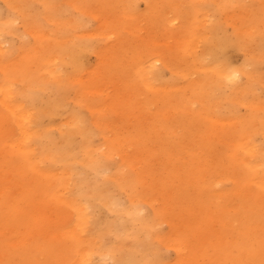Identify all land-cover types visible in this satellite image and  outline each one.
Returning <instances> with one entry per match:
<instances>
[{
  "label": "bare ground",
  "instance_id": "1",
  "mask_svg": "<svg viewBox=\"0 0 264 264\" xmlns=\"http://www.w3.org/2000/svg\"><path fill=\"white\" fill-rule=\"evenodd\" d=\"M39 1H44L48 18L63 11L62 5L58 9L57 5H51L55 0ZM137 1L92 0L91 3H98V7L88 3L87 7L91 5L92 9L102 10L98 15V29L86 35L80 34L87 27L83 18L79 17L74 22V36H70L71 27L61 30V36L53 44H48L45 40L49 42V38L44 35L37 36L35 51L26 54L24 61L12 64L6 71L8 83L13 78L24 77L27 90L23 96L33 103L40 101L41 107L33 118L25 107L14 103L15 95L10 86L0 82V233L4 230L3 225L12 226V229L23 227L26 231L34 228L36 242L44 241L38 243L32 253L49 259H54L58 249L71 241L74 248L71 264H85L90 260L89 257L85 259L89 250V246L85 245L86 228L93 222H99L96 212L107 210L115 219L106 221L109 222L106 232L126 234V238L133 242L128 245L125 242L127 239L121 237L120 242L108 250L99 243V254L109 255L114 264H170L159 242L163 245L169 243L176 251L178 260L175 264H219V261L225 264L222 262L225 258L226 264H264V235H259L260 231L257 235L255 231L259 226L256 223L264 220V140L258 142L256 138L258 135L264 137V117L260 118L257 112L263 111L264 106L261 103L255 112L252 108L253 113L248 119L232 121L231 127L224 133L203 131L198 121L200 116L221 114L224 108L221 104L225 101L232 112L236 110L233 100L225 98V88L233 87L243 96L247 91L258 95V88L250 84L248 87L240 86L243 76L256 86L263 80L258 74L260 60L252 59L242 68L235 69L227 59V47L236 42L225 33L221 10L225 9L223 1H226L227 8L232 0H217L215 7L211 2H207L205 7L198 1L187 2V13L194 27L183 28L184 44L179 45L178 50L187 47L188 64H185L188 68L195 64L202 67L204 78L190 82L189 87L197 95L208 96L211 92L206 108L203 105L197 111L191 106L194 101L184 103L183 108V103L173 105L170 100H163L160 110L154 113L147 105L143 106L142 115L153 121L151 126L154 127L152 133L144 138L147 142H141L142 139L129 142L130 139L121 138L115 131L113 137L102 133L103 142L97 143L98 131L87 123L80 110L72 113V125L60 128L58 134L49 129L35 130L43 118L60 113L65 105L69 81L61 77V69L56 65L59 57L78 72L84 62L85 51L93 46L92 41L96 42L97 36H104L111 53L103 52L99 60L101 64H111L119 69L117 65L122 61L121 47L118 46L120 39L114 41V38L124 37L119 30L132 36L136 33L139 16L133 10L138 7ZM165 1L178 8L175 0ZM241 1L245 2L237 0L238 3ZM261 1L264 16V0ZM178 16L169 21L157 16L151 23L162 27V33L170 38L176 34L173 29L180 19ZM252 24L256 25L255 21L251 22V26L255 27ZM14 28L13 22H8L0 30L12 32ZM238 32L235 33L237 43L247 36L255 44L249 27ZM133 41L131 37L127 43ZM257 41L258 47H264L263 37ZM160 43L166 45L165 42ZM4 45L0 40V56L4 55ZM168 46L171 50L176 49V46ZM140 60L130 63L135 70L132 67L129 69L134 81L139 82L137 85L156 88L154 84H157L159 94L154 93L157 98H174L176 87L171 84V79L166 80L167 71L174 73H171L173 84L179 77L165 54L153 51ZM32 65L39 72H47L31 74ZM249 66L252 70L247 68ZM130 72L128 76H131ZM95 81L92 76L89 84L93 85ZM45 85H49L55 93L52 99L41 101L39 89ZM105 91L98 92L102 94ZM155 100H150L149 105ZM219 117L215 116L222 121ZM205 132H209L206 137L203 135ZM78 134L82 136L81 142H75ZM41 136L47 142L40 148L37 142ZM151 151H159L163 159L157 168L150 165L147 153ZM81 152L84 153V162L79 159ZM116 156L122 158L119 164ZM183 156L187 159L184 161L186 167L176 163L173 169L168 168L172 161H181ZM44 161L49 164L41 168ZM54 163H61L63 172L55 171ZM127 166L135 171V176L124 170ZM160 171H165L167 175L160 174ZM183 172L184 178H180ZM92 173L96 178L90 180ZM30 176L32 178L27 179ZM225 179L231 180L233 185L226 192L219 188ZM124 191L128 192L127 197L121 196ZM154 194H162L165 200L168 199L164 196L172 199L168 206L156 209ZM144 207L149 212L142 214ZM165 222H169L172 229L166 235L162 229ZM217 222L226 224V243L220 237L224 233L216 231ZM25 235L26 232L13 240L15 246L25 241L22 238ZM102 236L105 233H101L99 238L102 239ZM52 239L56 240L54 244H51ZM2 247L15 255L4 243ZM209 247L213 248L215 259L209 255ZM2 250L0 262L3 263L6 250ZM30 257L23 256L19 263L24 261L29 264Z\"/></svg>",
  "mask_w": 264,
  "mask_h": 264
},
{
  "label": "rangeland",
  "instance_id": "2",
  "mask_svg": "<svg viewBox=\"0 0 264 264\" xmlns=\"http://www.w3.org/2000/svg\"><path fill=\"white\" fill-rule=\"evenodd\" d=\"M17 1L18 0H0V27L5 26L8 22H13L15 26L12 32L0 30V40H2L5 44L4 55L0 56V82L3 85L7 84L10 86L11 91L15 95L13 99L14 103L19 107H25L27 111L33 114V118H35L41 107V102L39 101L33 103L23 96L24 92L27 90V88H25L23 76L13 78L10 83L7 82L5 73L9 66L21 63L24 61L26 54L33 53L35 51L37 36L40 37V35H44L47 39L49 38V42L47 40L45 41L48 44H53L56 38L61 36V30L66 27L67 29L71 27V29H69V31H71L70 36H74L76 32L74 30V22L79 17L83 18L84 24L87 27L85 30H82L80 34L86 35L88 32H93V30L98 29V26L100 25L98 22V15L102 10L98 8L92 9L91 5H94L95 7H98L99 5L98 3H91L92 0H55L51 5H54V7L57 5L56 9L62 5L63 11H60L59 15L48 18L46 17L47 11L44 8V1ZM188 1L189 0H175V2L178 3V8H174L172 7V4L167 3L165 0H138V7L133 10V12L139 16V23L137 29H135L136 33L133 35L134 37L126 33V31L122 32L119 30L120 35H124V37L119 38L115 36L114 38V41H119L120 39L119 45V42L114 44L121 47L119 51H121L120 55L123 62L121 61V64L117 65L119 69L112 67L111 64H101L99 60L103 52H110V48L108 49L106 46L107 41L104 39V36H97L96 42L92 41L93 46L85 51L84 62L78 72L71 65L65 64L64 60L62 61L59 57L56 61V65L61 69V77L65 78L66 81H69V90L66 96L65 105L60 113L49 118H43L40 124L35 127V130L39 131L40 129H49L52 133L58 134L60 132V128L63 129L72 125V113L76 110H80L86 116L87 123L98 131L97 137L95 138L97 143L103 142L102 133L113 137L115 136V131H118L121 138L126 137L127 139H130L129 142H132V140L138 142V139H142L141 142H147L144 138L152 133L154 127L151 126L153 121L142 115V111L144 110L143 106L147 105V107L150 108L149 111L154 113L160 110V107L163 105V100H170L171 102H169L173 105L178 102L183 103V108L185 106L184 103L190 101H194L191 103V106L194 109H197V111L201 109L203 105H205L206 108L208 103L207 99L210 98L211 92L209 91L208 96L203 94L197 95L194 91H192V88L189 87L190 82H196L199 79L204 78L202 67L199 64H195L194 66L188 68L189 66L186 65L188 64L186 60L188 51L187 47H185V49L181 48L178 50V46L184 44L182 43L184 36L182 32L183 28L188 27L189 29V27H194V24L191 23L187 13ZM191 1L201 2V4H204V7L207 2H211L213 5L212 7H215L214 2L217 0ZM262 2L263 1L261 0H245L244 3L243 1L238 3L237 0H232L227 4V8L226 1L222 2V6L225 9L221 10V20L225 24V33L232 39V41L236 42V44H231L227 47V59L229 60L231 67L239 69L250 60L258 59L260 60L258 74L263 80L259 86L249 83L245 76H243L242 80L239 81L240 86L242 87H248L250 84L253 87L258 88V95H253L247 91L246 95L243 96L239 93V90H236L233 87L225 88V98L233 100L236 110L232 112L231 108H229V105H226L225 101L221 104L222 108L224 107L221 109V114L217 113V115H212V117L210 114V117H198L199 124H202L203 127L201 130L203 129V131L210 130L213 133H224L226 129L231 127L232 121L238 122L240 118L248 119L250 114L253 113L252 108L255 112V109L257 108L258 110L261 103L264 106V47L257 46V40L262 37L264 39V20H262L264 16L262 13ZM87 3L91 5L87 7ZM156 11L157 13H155ZM209 13L213 14L212 11ZM157 16L161 19V16H163L167 21L176 16L180 17V19L175 23L176 27L173 29V32L176 34L168 38L162 33V27L159 28V25L157 27L153 26L151 23L152 19ZM198 18L200 19L201 17L199 16ZM252 21H255L256 25L252 24L255 27L251 26ZM247 27H249V30L255 37L254 45L248 40L249 38L247 36L243 39L241 38L239 43H237L235 33L237 34L239 33V29ZM188 29L185 30L187 31ZM131 37L134 38V41L132 43H127L130 41ZM160 42H165L166 45H162ZM168 45L176 46V49L171 50ZM153 51L164 53L171 66H173L174 71H176L177 77H179L177 82L173 84L171 74L173 72L169 70L167 71L166 80L171 79V84L176 87V94L172 99L166 98V96L163 98L162 96L157 98L155 96L156 94H159L157 84H154L156 88H147L146 86L140 84L137 85L139 82L134 81V75L129 70L133 66L131 65L130 67L131 62H136L137 60L141 61L140 58L143 59L148 57V55L153 53ZM121 58L119 57L120 60ZM247 68L252 70V66ZM132 69L135 70L134 67H132ZM41 72H47V70ZM41 72H39L38 69L32 65L31 74ZM129 72L131 73V76H128ZM92 76L96 79L93 85L89 84L90 77ZM47 77L50 76L47 75ZM70 77L71 79H69ZM128 87H131L134 90H131ZM39 90L42 94L40 98L41 101L52 99L55 93L49 85H45ZM99 90L106 91L99 94ZM107 94H109V96ZM153 99L156 100L152 102L153 104L149 105L150 100ZM113 102L114 104H112ZM253 104H255V106ZM257 112L260 118L264 117V110ZM215 116H220L219 118L222 119V121L217 120ZM136 120L138 122L132 124L133 122H136ZM208 134L209 132H205L203 135L206 137ZM140 135L141 137H138ZM256 138L258 142L264 140L263 135H258ZM75 139V142H81L82 136L78 134ZM38 142L37 144L41 148L47 140L44 136H41L38 138ZM123 142L127 143L125 140ZM103 148L105 149V147ZM131 150L132 149H130V151ZM147 156L151 161L150 165L152 168H157L160 165L161 160H163L160 158L159 151L148 152ZM183 157L184 159H181V161H172L173 163H171L168 168L173 169L174 164L176 163L181 165V167H186L184 165V161H187V159L186 156ZM79 159L81 162H84V153H79ZM115 160L119 164L122 161V158H120V156H116ZM47 164H49V162L44 161V163L41 164V168L48 166ZM138 167L141 169L140 165ZM53 169L58 171V173L63 172L61 163H54ZM124 170L130 171L134 174V176L136 175V173H134L135 171L133 172V169L130 166L125 167ZM108 174L109 173H107V175ZM160 174L164 176L167 175L165 174V171H160ZM31 178L32 177L30 176L27 179ZM94 178H96V176L92 173L90 175V180ZM180 178H184V172L180 173ZM43 179L45 180L46 177ZM70 185L74 187L73 182H70ZM219 185V188L223 189L224 192L233 188L231 180H222ZM127 193L124 191L121 196L127 197ZM154 195H156V201H154L156 209L168 206L169 201L172 199V197L170 198L169 196H164L168 199L165 200L162 194ZM147 212H149V210L144 207L142 214ZM96 213L95 214L97 215L99 222L91 223L86 228L84 234L85 239L87 238L85 245L87 247L89 246L87 253L88 256L86 255L85 259H88V257L90 258V260L85 261V264H114V259L109 255L99 254L100 250H97V246L99 247V243H101V245L103 244L104 249L108 250L109 248L116 246L120 242L119 239L121 237L126 238L128 236H126V234L106 232L109 224V222L106 221H112L115 219V217L111 214L112 212L110 213L107 210H103L102 212ZM48 218H50V216H48ZM217 223L218 225L216 226V231L224 233L223 235L221 234L220 237L223 240L225 239L226 243V224L225 222L222 224L219 222ZM256 224L259 225L258 229H255L257 235L258 231H260L259 235H264V220ZM3 226L4 230L0 233V251H3L2 249H7L2 247V244L4 243V246L10 247L12 253L15 255H11V252L7 249L4 261L3 263L0 262V264H26L24 261L19 263V259L27 255L31 256L29 264H71L74 252L71 241L58 249L54 259H49L46 256H36L32 253L35 247L38 246L37 244L44 241L41 240L38 243L36 242L37 234L35 233L36 231L34 228H31L30 231H26L23 227L12 229V226ZM162 229L165 235L172 232L171 224L169 222H165L162 225ZM24 232L27 233V235H25L26 237H22L25 241L15 246L16 243H14L13 240L19 238V236H24ZM101 233H105V236H102V239H100L101 237L99 238ZM152 241L154 242V240ZM55 242L56 240H51V244H54ZM125 242L128 245L133 243L131 239H127ZM159 243L161 245L160 248L163 251L162 253L165 258H167V261L170 264H175L178 260L176 251L169 243H167V245H163L161 242ZM208 250L209 255L214 256L215 259V252L213 248L209 247ZM147 253L150 252L147 251ZM224 254L226 255V250L224 251ZM49 256L51 255L49 254ZM206 262L209 261L207 260ZM222 262L226 264V258L225 260L223 259ZM220 263L221 262L219 261V264Z\"/></svg>",
  "mask_w": 264,
  "mask_h": 264
}]
</instances>
